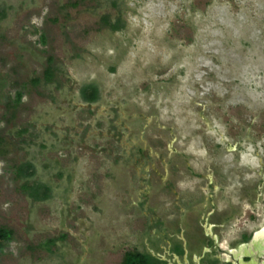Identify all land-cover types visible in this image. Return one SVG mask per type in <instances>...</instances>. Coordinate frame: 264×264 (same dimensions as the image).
I'll return each mask as SVG.
<instances>
[{"label": "rangeland", "instance_id": "rangeland-1", "mask_svg": "<svg viewBox=\"0 0 264 264\" xmlns=\"http://www.w3.org/2000/svg\"><path fill=\"white\" fill-rule=\"evenodd\" d=\"M0 1V264H122L208 176L243 208L264 195V0Z\"/></svg>", "mask_w": 264, "mask_h": 264}, {"label": "flooded vegetation", "instance_id": "flooded-vegetation-1", "mask_svg": "<svg viewBox=\"0 0 264 264\" xmlns=\"http://www.w3.org/2000/svg\"><path fill=\"white\" fill-rule=\"evenodd\" d=\"M258 189L243 193V208L241 196L226 194L208 176L206 192L174 193L168 221L149 215L140 249L131 252L145 254L144 264H264V195Z\"/></svg>", "mask_w": 264, "mask_h": 264}, {"label": "trees", "instance_id": "trees-1", "mask_svg": "<svg viewBox=\"0 0 264 264\" xmlns=\"http://www.w3.org/2000/svg\"><path fill=\"white\" fill-rule=\"evenodd\" d=\"M115 5V3L113 4ZM73 6H75L73 4ZM7 16V8L6 6L0 1V22L5 19ZM103 23L108 25L111 30L116 31L122 27V21L120 18H117L115 22L111 23L107 17L103 18ZM51 60H49L48 65L45 67L43 71V78L46 82H50L53 80V72L54 68L50 65ZM113 70V68H112ZM39 82V79H35L32 83L35 85ZM80 99L83 103L87 105H92L96 103L100 98V91L99 87L95 83H90L83 85L79 91ZM22 98V92L16 91L14 94L13 99L11 100L12 107L16 106L20 103ZM20 132L26 133L27 130L23 129ZM3 144L0 138V147ZM41 148H46L45 144H40ZM53 145L51 146V148ZM1 152V151H0ZM4 153V152H3ZM1 154V153H0ZM2 155V154H1ZM36 167L32 161H25L16 167V176L24 180V184L22 186L23 191L34 201H45L50 198L52 189L46 183L42 181H34L33 178L35 177ZM59 176H61L59 174ZM12 240V232L5 228H0V253L2 249ZM54 240H48L44 245L48 250L50 246L54 244ZM146 255L141 254L138 252H125L122 258V264H144L145 263Z\"/></svg>", "mask_w": 264, "mask_h": 264}, {"label": "water", "instance_id": "water-1", "mask_svg": "<svg viewBox=\"0 0 264 264\" xmlns=\"http://www.w3.org/2000/svg\"><path fill=\"white\" fill-rule=\"evenodd\" d=\"M256 235H257V234H255V235H254V237H253L252 241L256 240Z\"/></svg>", "mask_w": 264, "mask_h": 264}]
</instances>
